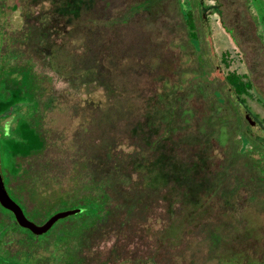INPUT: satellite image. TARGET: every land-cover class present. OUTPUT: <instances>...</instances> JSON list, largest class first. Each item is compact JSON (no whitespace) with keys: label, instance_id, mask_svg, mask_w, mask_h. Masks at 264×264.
<instances>
[{"label":"rangeland","instance_id":"obj_1","mask_svg":"<svg viewBox=\"0 0 264 264\" xmlns=\"http://www.w3.org/2000/svg\"><path fill=\"white\" fill-rule=\"evenodd\" d=\"M0 24L5 33L24 31L5 45L41 85L30 121L45 147L22 158L21 177L6 182L28 220L41 224L73 208L59 199L82 192H104L113 210L119 202L106 177L127 195L140 177H215L219 186L194 209L182 206L194 210L191 219L166 216L161 199L147 219L146 198L128 229L113 228L120 215L95 220L80 256L89 264H143L153 253L158 264H264V0H0ZM228 73L250 83L241 97L254 125ZM4 122L13 125L10 115ZM0 218V264H54L48 240L35 246L8 214ZM209 229L222 235L212 253ZM65 246L56 264L66 263Z\"/></svg>","mask_w":264,"mask_h":264},{"label":"trees","instance_id":"obj_2","mask_svg":"<svg viewBox=\"0 0 264 264\" xmlns=\"http://www.w3.org/2000/svg\"><path fill=\"white\" fill-rule=\"evenodd\" d=\"M2 24H0V117L10 115L13 125L10 126L7 123L8 132L6 131L0 138V161H2L5 167V171H3L5 172L4 179L6 177L5 181L12 186L14 179L21 177V172L19 173L18 171L26 169L22 165V158L42 151L46 141L30 121V116L39 107L40 82L32 71L29 62L16 53H10L5 45L6 37H10L11 39L17 37L19 39L24 34V31H9V33H5ZM183 24L187 38H196L194 20L190 11L186 12ZM224 80L232 93L240 98L246 92V89L250 87L248 81H242L240 76L234 73L226 74ZM21 108H24L25 112H20ZM140 178L141 180L138 181L140 184L139 188L135 187L129 195L126 194L128 190H124L121 186V190L116 189L113 177L105 178L109 188L114 189L111 193L117 197L119 202L113 210L105 207L107 195L104 192H82L77 198L67 195L59 199L61 202H67L68 200L74 202V207L71 209H75V211L72 214L57 219L45 232L32 234L17 224L16 227L28 231L33 235L35 237V246L42 240H48L52 247L48 252V256L53 261H56L55 259L58 257L59 245L65 244L67 246L60 252L65 255V264H84L79 251L81 250L80 247L84 245V241L92 237L88 228L91 224H94L95 220L103 222L105 214L108 216L115 214L120 215L121 218H115L114 225H112L114 228L122 222H130L134 215L132 210L139 208V203L142 206V202L146 198L151 200L150 194H154L155 191L158 193L160 178ZM14 185L17 186L18 184L14 183ZM0 231L3 232V229H0ZM209 236L213 239V245L209 248L212 253L214 252V248L217 247V237L214 232H210ZM1 239L2 237H0V241ZM74 242L78 245V250L75 252L72 250L71 252L68 246L69 243L73 245Z\"/></svg>","mask_w":264,"mask_h":264},{"label":"flooded vegetation","instance_id":"obj_3","mask_svg":"<svg viewBox=\"0 0 264 264\" xmlns=\"http://www.w3.org/2000/svg\"><path fill=\"white\" fill-rule=\"evenodd\" d=\"M235 98H237L238 100H240L241 103L245 106V104H244L245 102H244L243 97L240 98L239 96H235ZM249 112H250L249 109L245 106L244 107V110L242 111V114H243V116L245 117V119L249 123H251V124L254 125L255 122L249 116ZM251 114L252 113L250 112V115ZM251 116H253V114ZM7 123L8 122L0 123V138L6 132L5 131V128L7 129ZM166 133L167 132H165L164 134H166ZM163 138H165V137H161V138H159V140H163ZM0 157H1V152H0ZM172 164H175V163L172 162ZM175 165L177 166V169H179V165H177V164H175ZM203 167H204L203 170L205 172L206 171L205 165H203ZM3 171H5V167H4L3 163H2V161H0V177H1V181H2V184H3V187H4L5 191H6V193L12 199V197L9 195V193L7 191V188H6V181L4 179V173L5 172H3ZM160 179H161V181H160V189L158 190V193L155 191L154 194H150L151 204L148 207L149 209L144 214V215H146V218L147 219H148V215L147 214L150 212V210L153 209L152 207L157 204V201H159L161 199V200H165V201L168 200L165 203V206L163 205L164 208L166 207V209H165L166 216H167L168 213H170V212L173 211V213H175L177 215L179 214L182 217L183 221H184V219L185 220H189V219L192 218L193 211L194 210L192 211V209H188V211H185L184 207H182V206L184 204H188V205L193 206V209H194V206L196 204H198L199 202L202 201L201 198H204V195H201V194H207V192L209 194L213 190V188L215 189L216 187H218L219 186V183H220V182H218V180L216 181L215 177H197V175H196V177H168L166 175L165 177H160ZM206 196H209V195H206ZM14 202L19 206V204L16 201H14ZM152 204H153V206H152ZM174 204H175V206H174ZM0 208L2 210H4V211H0V214H8L11 217V219H12V225L13 226H16V222H15V220H14L13 215L11 214V212H9L7 209L3 208L1 205H0ZM142 208L143 207H139V209H142ZM134 216H135V214L133 215V218H134ZM150 216H152V215H150ZM126 224L127 225L129 224L127 226V229L130 228L131 226H133V222L132 221L127 222V223L126 222H122L119 226L115 227V229L116 228L117 229H120V228L124 227ZM202 227H204L203 229H205V228L207 229L208 226H207L206 223H203L202 224ZM106 228H108V227H106ZM0 229H3V232H4V230L5 231L7 230V223L4 222L2 220V218H0ZM214 231L215 230H213V229L212 230L209 229L208 232H207V234L209 235L210 232H214ZM3 232L0 231V234L3 235ZM160 233L162 235H164V237L166 239V242L168 243V236H167L166 229L164 230V232L161 229V232ZM214 234L217 237V240L216 239H214V240H216L217 242H219L220 240H222L221 233H219L218 231H216V232H214ZM3 242H4V240L1 239V241H0V251H2V253H3V250L1 248V245L4 244ZM166 242L163 243V240H162L161 241L162 245H159V246L158 245H155V250H158L159 253L161 254V252H162L161 249L164 248ZM217 242H216V244H217ZM86 245L87 244L85 243V246ZM115 245L116 244H114V243L111 245L112 249L114 247H116ZM217 246H218V244H217ZM156 248H158V249H156ZM135 254H137V253H134L133 252V255H135ZM156 257L157 256L154 253L153 254H150L149 256L146 257V259L143 262V264H152V262H154V264H158L157 261H159L161 259L156 258ZM4 258H5V256H3L2 254H0V263H3L4 262L3 261ZM82 258H83L82 261L84 262V264H89L88 263V260H85L84 257H82ZM117 258L118 259L120 258V253L118 251H117V253H115L114 260H116ZM160 258H165V257H160ZM53 262L55 263V261H53ZM133 262H134L133 264H135L137 262L140 263L141 261H137L135 259ZM95 264H97V263H95ZM100 264H104V263L101 262ZM140 264H142V263H140Z\"/></svg>","mask_w":264,"mask_h":264},{"label":"water","instance_id":"obj_4","mask_svg":"<svg viewBox=\"0 0 264 264\" xmlns=\"http://www.w3.org/2000/svg\"><path fill=\"white\" fill-rule=\"evenodd\" d=\"M0 205L7 209L13 215V218L18 226L27 229L32 234H41L45 232L57 219L74 213L75 209H66L62 211H57L51 214L45 221L41 224H35L28 220L23 214L20 207L8 196L6 193L1 177H0Z\"/></svg>","mask_w":264,"mask_h":264}]
</instances>
